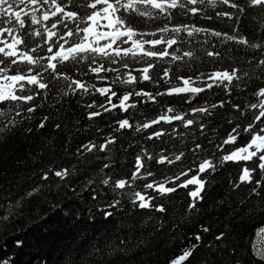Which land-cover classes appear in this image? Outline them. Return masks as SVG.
I'll use <instances>...</instances> for the list:
<instances>
[{"label": "trees", "instance_id": "trees-1", "mask_svg": "<svg viewBox=\"0 0 264 264\" xmlns=\"http://www.w3.org/2000/svg\"><path fill=\"white\" fill-rule=\"evenodd\" d=\"M86 2L89 0H75L68 10L85 15L91 11L83 7ZM237 2L245 4V0ZM195 7L201 9L199 14L177 9L170 20L163 14L155 18L131 17L138 31L157 33L144 39H156L162 35L157 30L165 25L170 29L187 25L207 30L192 36L185 31L167 33L168 37L177 39V44L168 49V57L151 60L155 67L150 70L148 81L140 79L141 73L137 71L146 66L144 61L132 57L115 65L98 58L99 63L119 69L118 72L101 73L106 77L104 80L88 71L87 61L79 64L69 61L58 68L72 79L88 85L111 86L117 93L112 97V104L119 105L118 97L130 92L150 93L155 96V101L144 95H133L126 103L134 104V107L127 111L116 107L106 112L100 107H111L106 95L94 89L88 94L82 91L73 94L68 81L61 79L52 82L49 90H39L41 94L32 102L0 104V129H3L0 131V258L8 259L9 264H170L185 248L197 243L193 237L200 234L202 242L185 264H237V261L239 264H264L253 251L254 247L264 250V233L258 234L264 227V181L256 192L252 191L256 187L254 182L235 187L243 168L255 167L258 160L220 162L223 155L244 146L251 138L243 129L254 122L253 116L259 111L248 107L258 103L253 94L264 88V65L258 63L264 59V15L260 8L247 7L240 15L227 5L218 3L212 7L207 0ZM224 11L234 13L233 18L216 15ZM69 26L76 27L75 24ZM60 30L66 31L63 27ZM213 32L245 37L250 44H240L224 35L217 37L212 35ZM72 39L78 41V37ZM26 43L28 48L38 43L42 46L34 55H50L42 38H27ZM251 44L262 47L252 48ZM164 47L166 45L158 46L161 50ZM189 51L193 55L184 56ZM208 52L218 55L209 56ZM172 55L181 59L173 60ZM124 62L128 68L122 67ZM4 67L9 68V75H13L17 69L26 70L27 65H10L6 59L0 64V68ZM234 68L239 69L240 80H234L228 90L214 86L194 99L190 94L156 95L182 86L180 77L194 80L200 77L196 86H205L211 83L207 79L209 74ZM166 69L168 77L164 76ZM129 71L137 77L135 83L116 80L117 76L125 79ZM44 75L50 80L47 73ZM29 87L37 91L34 86ZM64 92L68 94L64 95ZM188 100L191 103L186 102ZM221 101L225 102L224 107H219ZM93 102L95 108L87 107ZM233 104L239 105V110L233 108ZM211 105L217 107L211 108ZM205 106L209 107L211 115L191 111ZM29 107L36 110L29 113ZM168 108L175 112L167 113ZM92 111L101 115L89 119L88 113ZM176 113L195 123L186 128L181 121H161L148 129L136 130L161 115ZM125 119L132 127L119 129L118 122ZM41 122L45 127H39ZM200 125H204L203 129ZM237 126L240 135L236 143L224 145L223 150L218 148L229 133L236 135L232 129ZM262 126L264 124L257 123L254 131ZM158 131L164 135L148 138ZM109 140L114 142L109 143ZM89 143L96 145L91 152L82 147ZM197 144L201 145L200 149H196ZM100 145L107 147L101 151ZM181 152L184 156L180 161L172 164L157 162L161 156L174 159ZM138 156L152 176L116 191L112 190L111 181L109 185L102 183L109 177L112 181L129 179L135 171ZM205 159L212 160L216 169L198 173V166ZM106 164L108 167H104ZM61 169L69 170L63 179L54 175V171ZM181 172H188V175L175 180ZM45 174L49 177L47 180L42 179ZM197 174L205 181L204 199L191 211L188 193L196 186L177 187L175 192L165 195L143 187L145 183L162 182L166 178L173 181L166 186L175 187ZM259 178L257 169L254 180ZM135 191L153 197V207L140 208L139 201L133 196ZM115 200L119 204L107 208ZM158 206H163L165 211H157ZM104 210L111 211L112 215L106 218ZM202 227H208L210 231L203 232ZM219 233L225 234L222 241L215 240ZM17 241L22 243L18 245Z\"/></svg>", "mask_w": 264, "mask_h": 264}, {"label": "snow or ice", "instance_id": "snow-or-ice-1", "mask_svg": "<svg viewBox=\"0 0 264 264\" xmlns=\"http://www.w3.org/2000/svg\"><path fill=\"white\" fill-rule=\"evenodd\" d=\"M206 0H89L83 7L91 9V11L85 15H80L77 11L68 10L69 5L75 3V0H0V64H4L5 60L9 61L10 65H27L26 70L21 71L17 69L16 73L9 75V68H0V104L4 102H18L23 101L24 103L32 102L35 100L37 95H40L39 90H49L50 84L52 82H58L59 80L68 81V88L73 94L78 91H82L85 94L90 92V89H94L101 95L107 96V103L111 107H105V105H100L104 111H111L112 108L120 107L121 109L127 111L129 107H134L135 105L127 104L130 97L144 95L147 96L149 100L155 101V96L150 93L144 92H130L125 93L122 97H118L120 100L119 105L112 104V97L117 96V93L112 91L111 86L97 88L95 85H88L86 82H82L79 79H72L70 76L58 68L60 65H65L67 62L71 61L74 64H79L82 61L88 62V71L97 75L101 80L106 79L105 76L100 75L101 73L119 71L117 68L108 67L106 63H99L98 58L103 59L107 64L115 65L121 63L127 57H132L133 59L143 60L145 67L139 69L141 73L140 79L148 81L151 79L150 70L155 67V64L151 62L153 59H163L170 55L168 49L173 48L177 44V39L170 38L166 34L170 31L179 34L181 31L187 32L189 36H192L195 32L207 31L206 29H199L195 26L191 28L187 25L175 26L171 29L168 25L159 28L157 31L162 35L158 36L156 39H144L145 36H156V32L145 33L138 31L131 21L132 16H138L143 18H155V16L163 14L169 20L171 19L174 10L181 9L190 12L192 15H197L201 12L199 7L196 5H202ZM207 3L212 7H216L219 4L227 5L231 9H236L237 13L242 15L247 8H260L262 10V15H264V0H245V4H240L237 0H207ZM192 6V7H189ZM217 16L227 17L232 19L234 13L230 11L217 12ZM211 19V17H207ZM237 22L239 21V15L236 16ZM51 23H47L50 22ZM70 24H75L76 27L73 29ZM7 25V26H3ZM83 25V26H81ZM32 26H39L38 28ZM66 29V31L61 32L60 28ZM26 29H31L26 31ZM212 35L217 37L224 35L226 39L236 40L238 43L243 45H249L250 42L245 37H234L228 36L227 34H222L220 32H213ZM39 37L43 39V43L47 45L46 51L50 54L46 57L34 55L41 49V45L38 43L35 47L28 48L26 40L27 38ZM73 37H78L77 40H73ZM104 41V43H101ZM66 45H68L66 47ZM124 45H128L125 47ZM146 45L150 47H146ZM166 45L162 50L158 46ZM24 46V48H21ZM252 48H261L260 44H251ZM54 48L57 49L54 51ZM192 52H185L184 56L191 57ZM207 55L213 56L218 55V53L208 52ZM119 58V59H117ZM147 58V59H146ZM173 60L181 59L179 56L172 55ZM47 63H43V61ZM260 65H264V59L258 62ZM122 67L128 68L129 65L124 62ZM37 69H42L39 71ZM239 69H232L231 71H216L208 75L207 79L211 83H206L205 86H196L197 77L194 80L192 77L179 79L182 80V86L173 87L169 89L166 93H157L156 95H173V94H190L194 99L200 93L206 90H211L214 86H223L226 90L232 86L234 80H240V76L237 75ZM45 73L48 74L47 79ZM247 75V73H245ZM164 76H169V71L166 69ZM116 80L125 84H133L137 81V77L133 76L131 71L127 73L125 79L121 80L119 76ZM113 81V83L116 82ZM37 91H33V87ZM19 93H25L26 95H19ZM67 95V92L63 93ZM253 95L257 97L258 103H252L248 105L250 109H258V113L253 116V123H249L244 129V133L250 134V140L244 146L237 147L228 154L223 155L220 158V162L228 161H253L254 158L258 160L256 166L253 168L244 167L242 174L239 176V183L235 187H240L241 184L255 183L252 191L256 192V189L261 186V181H264V126L260 127L259 130L256 129V124H264V88L258 89ZM186 102L191 103V100ZM225 102L221 101L219 107H224ZM89 108H95L96 105H87ZM217 105H211V108H216ZM233 108L239 110V105H232ZM35 107H29L27 111L29 113L34 112ZM193 113H207L211 115L209 107H199L192 108ZM175 110L172 108L167 109V113H174ZM19 115V113H17ZM101 113L98 111H92L88 113V118L93 119L94 117L100 116ZM47 120V117H45ZM181 121L184 127L192 126L195 121L193 119H186L184 115L176 113L174 115H161L158 119H155L149 123H144L137 127V131L141 128L148 129L153 124H159L161 121L165 123H171L172 121ZM10 123H13L10 121ZM119 129H124L126 127H132L128 120H122L118 122ZM40 128L45 127V123L41 122ZM59 127V125H57ZM203 129L204 125H200ZM237 128H233L232 132L236 133L233 135L229 133L228 137L223 140L221 145L217 147L223 150L224 145L235 144L237 137L240 135ZM3 131V129H0ZM31 131V129H29ZM164 135L163 132H154L149 139L153 137L159 138ZM114 141L109 140V143ZM86 151L91 152L96 145L89 143L82 146ZM107 145H100L101 151H104ZM201 145L197 144L196 149H200ZM184 153H180L174 157V159H169L167 156H161L158 163H175L180 161ZM148 159H153V157L148 156ZM104 167H108L106 164ZM141 169H145V164L141 157H137L135 161V171L132 173L129 179H118L112 181V178H106L102 180L104 185H109L111 181V187L113 191L123 190L126 187H132L136 180L146 179L148 176L153 174L145 169L141 172ZM216 165L212 160L205 159L200 162L198 166V173H205L208 170H215ZM259 169V179L254 180V173ZM191 171V169H189ZM69 174L68 169H61L54 171V175L61 179L65 178ZM188 172H181L175 177V180H179L181 176H187ZM49 177L45 174L42 179L47 180ZM171 178H166L162 182H157L153 180L152 182L145 183L143 185L146 189H153L160 195H165L168 193L175 192L177 187L187 188L189 185L196 186L191 190L188 195L191 197V203L189 204V211L195 210L197 208V203L204 199L202 193L205 191V181L202 180L199 175H193L191 178L185 180L183 183L176 185L175 187L166 186L168 183H172ZM91 183V181H89ZM31 195V193H29ZM135 201H139L140 208H150L153 207V197H146L140 191H135L133 193ZM134 201V202H135ZM119 204L118 200L113 201L111 204L107 205V208H115ZM159 212H164L165 208L163 206H158L156 208ZM103 215L107 218L112 215L111 211L104 210ZM203 232H208L210 229L208 227H202ZM259 233H264V227L260 228ZM197 243L191 244L189 247L185 248L182 253L172 259L170 264H185L189 261V258L193 256L194 252L200 246L202 242V236L200 234H195L193 237ZM225 238L224 233H219L216 237V241H222ZM20 241H17L19 245ZM215 245H208V247H214ZM254 255L262 262H264V250L254 247ZM0 264H9L8 259L0 258ZM239 264V261H237Z\"/></svg>", "mask_w": 264, "mask_h": 264}, {"label": "rangeland", "instance_id": "rangeland-1", "mask_svg": "<svg viewBox=\"0 0 264 264\" xmlns=\"http://www.w3.org/2000/svg\"><path fill=\"white\" fill-rule=\"evenodd\" d=\"M103 41H101V43H102Z\"/></svg>", "mask_w": 264, "mask_h": 264}]
</instances>
